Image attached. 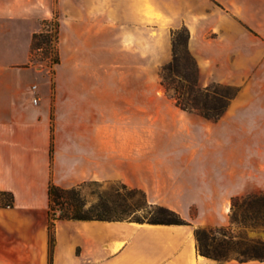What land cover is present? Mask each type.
Segmentation results:
<instances>
[{"label":"crops","instance_id":"obj_1","mask_svg":"<svg viewBox=\"0 0 264 264\" xmlns=\"http://www.w3.org/2000/svg\"><path fill=\"white\" fill-rule=\"evenodd\" d=\"M255 1L242 19L263 26L264 0ZM190 14L159 0H0V193L13 196L12 205L0 199V264H264L202 257L194 234L228 227L234 199L264 194V49L200 42ZM53 20L52 82L31 51ZM183 21L195 29L200 71L239 87L216 119L180 109L158 68H145L144 27L168 26L169 50L171 27ZM228 22L239 24H220ZM112 183L189 225L57 221L51 244L50 186Z\"/></svg>","mask_w":264,"mask_h":264},{"label":"trees","instance_id":"obj_2","mask_svg":"<svg viewBox=\"0 0 264 264\" xmlns=\"http://www.w3.org/2000/svg\"><path fill=\"white\" fill-rule=\"evenodd\" d=\"M45 27L51 29H45ZM59 22L53 20L45 22L42 31L33 36L31 63L34 65L33 52H43L45 59H52L58 65ZM191 35L186 26L172 32L173 59L165 64L160 71L161 84L171 98L176 100L177 106L189 112H198L209 118H218L225 113L236 91L231 86L219 84L206 88L200 86L201 73L197 61L190 52ZM57 48V49H56ZM83 186L62 189L50 186L49 199V231L51 244L54 243V232L57 221H129L138 224L151 225H189L179 214L166 207L150 205L143 192L128 190L125 185L114 189L116 198L100 197L98 202L86 209L87 202L81 194ZM121 191H128V196L121 195ZM140 196V201L136 196ZM4 205H12L13 196L0 193ZM142 210H150L145 217L130 219L129 214ZM235 227L264 232V194L250 195L236 198L232 202L230 225L228 227L195 229L196 247L200 256L219 263L236 260L239 263L249 261L264 262V240L249 239L246 234H236ZM53 246V245H52ZM52 264V258L50 261Z\"/></svg>","mask_w":264,"mask_h":264},{"label":"rangeland","instance_id":"obj_3","mask_svg":"<svg viewBox=\"0 0 264 264\" xmlns=\"http://www.w3.org/2000/svg\"><path fill=\"white\" fill-rule=\"evenodd\" d=\"M161 6H169V5H176L178 7H185L191 8V14L188 16V19H191L195 23V27L198 31V39L200 42L206 43H219L223 45H228L231 47L233 52L239 51L244 52L252 47L253 45L256 46V49H264V25L263 26H250L242 19V11L246 7L256 5L255 0H240L238 2L232 3L230 0H191L189 5L188 2L184 3L183 0H159ZM205 1L207 2V11H201V7L205 5ZM191 16V17H190ZM234 17L239 21V24L232 25L230 22L228 24H220L221 21L224 19H230ZM189 23L183 21V24L178 26L171 27V31H175L180 29L183 26H186L190 32V35H194V27L189 26ZM53 28V27H51ZM45 27V29H51ZM169 28L168 26H145L144 27V37H145V68L150 67L154 68L156 72L158 68V75L160 74L161 68L169 63L173 59V51H172V40H171V47L168 50L167 48V38L165 36V30ZM190 28V29H189ZM255 41V44H253ZM220 47V46H219ZM222 48V46L220 47ZM57 49V48H56ZM190 52L191 47L189 46ZM216 51V50H215ZM168 53V55H167ZM159 54L160 62H162L165 58L170 57L169 62L158 67V65H153L151 63V59L153 55ZM193 54V53H192ZM225 56H227L228 52L225 51ZM35 55L34 58V65L39 66L40 68L45 70V74L52 80L54 78L55 68L57 65L52 63V59L55 57V49L54 52L50 55L49 59H45L43 52H33ZM152 70V69H150ZM201 73V80L200 86L202 88L209 87L211 85H222V86H229L225 85L218 81V77L216 73L210 72L204 74L203 71ZM156 75V73H154ZM152 73H145V81L152 80ZM156 77V76H155ZM158 81L161 82L160 76L158 77ZM154 80L157 81V78ZM246 82V80H245ZM232 87V86H231ZM236 91V94L239 91V87H233ZM172 93H168L167 95L170 96ZM121 184L112 183V184H87L83 185L81 188V194L85 198L87 202L86 209H89L92 205L96 204L100 197H104L106 199H115L116 195L114 189H117ZM128 190H132L129 189ZM128 191H121V195L128 196ZM137 200H141L140 196H136ZM150 210H142L135 213L129 214L131 220L135 219L136 217H145L148 215ZM150 216L148 215V218ZM234 232L236 234L245 233L247 238L249 239H261L264 238L261 236L264 233L261 230H252L250 228L244 229L242 227H235Z\"/></svg>","mask_w":264,"mask_h":264},{"label":"water","instance_id":"obj_4","mask_svg":"<svg viewBox=\"0 0 264 264\" xmlns=\"http://www.w3.org/2000/svg\"><path fill=\"white\" fill-rule=\"evenodd\" d=\"M261 236L264 238V233H262Z\"/></svg>","mask_w":264,"mask_h":264},{"label":"built area","instance_id":"obj_5","mask_svg":"<svg viewBox=\"0 0 264 264\" xmlns=\"http://www.w3.org/2000/svg\"><path fill=\"white\" fill-rule=\"evenodd\" d=\"M34 89H36V87H34ZM35 102H37V100H35Z\"/></svg>","mask_w":264,"mask_h":264}]
</instances>
